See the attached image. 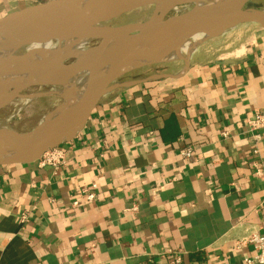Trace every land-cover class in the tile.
<instances>
[{"label":"crops","instance_id":"1","mask_svg":"<svg viewBox=\"0 0 264 264\" xmlns=\"http://www.w3.org/2000/svg\"><path fill=\"white\" fill-rule=\"evenodd\" d=\"M43 1L0 0V17ZM187 57L117 81L58 166L0 164V264H246L237 243L264 226V127L247 124L264 113V28Z\"/></svg>","mask_w":264,"mask_h":264},{"label":"water","instance_id":"2","mask_svg":"<svg viewBox=\"0 0 264 264\" xmlns=\"http://www.w3.org/2000/svg\"><path fill=\"white\" fill-rule=\"evenodd\" d=\"M191 1L195 4L190 9L172 12ZM249 2L225 0L201 5L198 0H110L104 5L95 3L91 7H83L79 0H45L1 16L0 46L3 44L1 47L8 51L0 60V76L4 78L0 82V93L5 88L9 93L0 99V110L30 87L55 83L64 85L63 82L47 80L45 73L48 71L61 76L82 73L99 64L106 45L115 46L103 73L73 104L57 115L46 117L28 132L0 127V164L32 162L46 151L72 140L86 127L102 97L121 85L117 82L121 76L133 69L166 61L165 56L159 57L155 52L179 46L195 34L206 33L208 28H215L216 32L206 38L241 23H258L264 28V8L248 7ZM148 5L156 8L146 20L110 24L123 14ZM166 37L170 38L161 42ZM70 39L89 40L95 44L79 57L64 49L63 43ZM50 41H57V50L48 60L28 62L27 58L33 54L31 51L16 54L23 46ZM150 43L160 45H155V51H150L146 48ZM62 51L66 52L61 56ZM15 60L28 68L29 78L17 77L20 68L10 69ZM69 60L74 62H66ZM131 60H142V63L132 65Z\"/></svg>","mask_w":264,"mask_h":264},{"label":"bare ground","instance_id":"3","mask_svg":"<svg viewBox=\"0 0 264 264\" xmlns=\"http://www.w3.org/2000/svg\"><path fill=\"white\" fill-rule=\"evenodd\" d=\"M79 1L83 7H91L95 3H100L101 5H104L110 0H79ZM223 1H225V0H198L199 4H201V5H212V4L223 2ZM215 32H216L215 28H208L207 32L202 34V35L195 34L193 36L194 40H192V41L186 40L179 46L172 47L167 51L159 50V52H155V53L159 57L165 56V60H169V59H173V58H180L181 56L187 57L189 55V53L192 51V49L194 47H196V45L200 41H202L204 38H206L207 36H209ZM169 38L170 37H166L164 39L162 38L161 42L166 41ZM87 42H89V40L70 39V40H67L66 43L64 44V46H65L64 49L66 51L68 50L69 53H75L79 57H81L83 54H85L87 52L86 51L87 50L86 49ZM158 43H160V42H158ZM158 43L157 44L156 43H150V44H148L149 46L146 48L150 49V51H155V48H154L155 45H157V46L160 45ZM1 46H3V44ZM1 46H0V60L5 57L7 50H8L7 48L1 47ZM114 46H115V44L106 45L101 52V56L99 58V64L98 65L96 64L93 68H91L89 70H85L82 73L75 74L72 76L55 75L53 72H49V71L47 73H45L46 74L45 78L47 80L55 81V82L59 81V82L64 83V88L61 91L59 90V93H61L64 96L65 100L55 110H52L51 113H48L46 116H44L41 119V122H43L46 117H49L52 115H57L64 108L73 104L80 96H82L86 92L90 83H92V81L94 79L98 78L100 76V74L103 73V71L107 67L109 59L111 57V54L113 53V50H114ZM26 50L33 52L32 56L27 58V61L28 62H35V61H39V60L50 59L54 55L55 51L57 50V47L53 46L52 42L50 41V42H45V43H40V44L29 45L26 47ZM66 51H62L60 53L61 56ZM140 61H142V60H131L130 64L137 65L139 63H142ZM18 63L19 62H17L16 60L13 61V65H10V67H11L10 69L12 71H15L17 68L18 69L20 68L21 71L18 73L19 75L17 74V77H20V79L29 78L31 75L29 74L28 68H25L24 66H22ZM80 63H82V62H80ZM3 80H4V78L0 76V82ZM71 89H73V91H71ZM3 92H4V94H3ZM8 93H9L8 88L3 89L2 92L0 93V99L2 100L3 97L8 95Z\"/></svg>","mask_w":264,"mask_h":264},{"label":"rangeland","instance_id":"4","mask_svg":"<svg viewBox=\"0 0 264 264\" xmlns=\"http://www.w3.org/2000/svg\"><path fill=\"white\" fill-rule=\"evenodd\" d=\"M194 4L195 2L191 1L184 5L178 6L172 12L178 13L186 11L193 7ZM247 6L264 8V0H250ZM155 8V5L136 8L112 20L110 24L119 25L132 21L146 20L154 13ZM202 34L203 33H201L200 35ZM187 40L192 41L194 40V37H190ZM94 44L95 43L92 41L87 42L86 49H88L89 47L91 48ZM52 45L57 46V41H53ZM26 47L27 46H23L18 49L16 51V54L20 55L26 52ZM182 59L183 58H173V60H169L177 62L181 61ZM166 61L133 69L121 76L118 81L133 80L145 77L155 70L163 69L164 66L162 63ZM66 62L70 63L74 62V60H69ZM63 88V84L55 83L49 85L34 86L24 90L19 97L13 99L10 103L5 105L0 110V127L11 128L19 132L31 131L35 126H37V124L44 116H46L48 113H51L52 110H55L62 102H64V96L59 93V90L61 91ZM73 89H71V91H73ZM35 94L38 95L35 96Z\"/></svg>","mask_w":264,"mask_h":264},{"label":"built area","instance_id":"5","mask_svg":"<svg viewBox=\"0 0 264 264\" xmlns=\"http://www.w3.org/2000/svg\"><path fill=\"white\" fill-rule=\"evenodd\" d=\"M247 124L249 125V128L251 130L259 129L261 127H264V113L258 112L255 113L252 117H249L247 119ZM223 135H228V132H223ZM255 152L258 150L255 149ZM183 155L185 157H192L194 154V149L191 146L186 147L182 151ZM66 157V151L61 147H55L53 149H50L46 151L38 160L42 165L45 164H51L54 166H58L60 163H62L65 160ZM256 173L258 175H263V168L260 167L258 164H256ZM96 189L97 184L93 183L91 187L84 189L81 191L80 196L86 199L87 201H92L96 197ZM81 203V199L75 198L73 200V205L78 206ZM22 221L27 220V215L23 214L21 216ZM252 245L254 248V254L251 256H245L244 261L246 264H264V226H261L257 229H253L248 233L247 236L241 238L238 243L237 247ZM175 261L181 262V255L179 253H176L175 255Z\"/></svg>","mask_w":264,"mask_h":264}]
</instances>
